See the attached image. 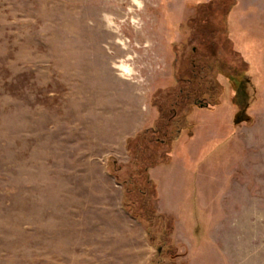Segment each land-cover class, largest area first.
Instances as JSON below:
<instances>
[{
    "label": "rangeland",
    "instance_id": "374dc122",
    "mask_svg": "<svg viewBox=\"0 0 264 264\" xmlns=\"http://www.w3.org/2000/svg\"><path fill=\"white\" fill-rule=\"evenodd\" d=\"M213 41L239 82L216 74L220 103L187 105L161 149L135 141L212 101L177 92ZM160 158L173 260L118 182L140 200ZM180 262L264 264V0H0V264Z\"/></svg>",
    "mask_w": 264,
    "mask_h": 264
},
{
    "label": "trees",
    "instance_id": "16d2710c",
    "mask_svg": "<svg viewBox=\"0 0 264 264\" xmlns=\"http://www.w3.org/2000/svg\"><path fill=\"white\" fill-rule=\"evenodd\" d=\"M231 9L232 7H230V9L226 13L227 14L230 13ZM187 73L189 74V77L188 78L183 77L184 80L183 82H185L186 87L179 89L177 92V96H180L181 99L183 100L187 98V95L183 92L184 90L186 91L189 90L192 93L194 92V90H196L197 92L201 90V92H203L204 94L207 93L208 99H212V101L211 102L206 101L203 104V106H200L198 103H196V101H194L193 104H185L183 107V111H184L183 115L176 120V128L173 131L174 133H158V130L153 129V132L157 131V133H139L134 137L135 141H138V139L147 140L150 137L149 140L153 141L154 144L157 145L156 148L158 150L161 149V147L164 144H167V142L175 139L179 135V131L181 129L180 126L183 125L185 113L186 110L188 109L187 105L195 106V107H209L212 104L217 105L218 103H220V98L223 94V87L217 80L216 74L223 75L222 78H225V81H227V78L231 80L232 78H234L235 82H239L238 77L240 75L242 76L244 72L241 71V73H235V70L232 69L230 65L224 63L222 60H219L217 56V44L216 42L213 41L209 43L205 55H202V57L197 62H194V58L192 59L191 67L189 68ZM236 90L237 89L235 83H232L230 85L231 100L234 99L236 95ZM198 96H200V94H198ZM201 96L204 97L203 95ZM198 101H201V99H198ZM238 110H240L239 107ZM150 130L151 129H149V131ZM155 134H158L157 137H154ZM163 161H164L163 158H160L159 161L151 160L148 162V160L146 159H142L140 161L142 167L139 171L145 177L143 188L137 187L138 193L142 197L140 200L130 199L131 198L130 194L132 190L128 188V186L126 185V181H118V182L123 187V196H122L123 207L130 213L132 217H134L136 220L142 222L145 225L148 239L152 245L154 244V236L151 234L152 227L155 226L157 221L160 222L161 224L165 222V229H164L165 232L159 236V239L161 241L159 246H161L163 250L165 249L164 255L167 256L170 255V258L173 260V258L177 256V252L174 250L175 248L173 250L172 248L170 249L169 247L164 248V244H163L164 238L170 239V234L172 233V226H170V224L167 221H165L166 220L165 217L157 211L155 205L154 207L151 206V204H153L152 202L153 197L155 198L154 193L152 194L151 192L150 195L147 194L149 191V187L152 186V182L147 176V170L149 167L157 164L158 162H163ZM149 198L151 199L149 200ZM161 253L160 251H158V256L162 257L163 253L162 254ZM179 264H183V263L180 262Z\"/></svg>",
    "mask_w": 264,
    "mask_h": 264
},
{
    "label": "bare ground",
    "instance_id": "6f19581e",
    "mask_svg": "<svg viewBox=\"0 0 264 264\" xmlns=\"http://www.w3.org/2000/svg\"><path fill=\"white\" fill-rule=\"evenodd\" d=\"M119 69L123 70V71H127L128 70V68L124 64H120L119 65Z\"/></svg>",
    "mask_w": 264,
    "mask_h": 264
},
{
    "label": "crops",
    "instance_id": "0c3cea01",
    "mask_svg": "<svg viewBox=\"0 0 264 264\" xmlns=\"http://www.w3.org/2000/svg\"><path fill=\"white\" fill-rule=\"evenodd\" d=\"M122 200V199H121ZM138 221V220H137ZM138 222H140V221H138ZM140 223H142V222H140ZM143 224V223H142ZM143 226H144V229H145V232H146V227H145V225L143 224ZM146 234H147V232H146Z\"/></svg>",
    "mask_w": 264,
    "mask_h": 264
},
{
    "label": "water",
    "instance_id": "95a60500",
    "mask_svg": "<svg viewBox=\"0 0 264 264\" xmlns=\"http://www.w3.org/2000/svg\"><path fill=\"white\" fill-rule=\"evenodd\" d=\"M197 103V102H196ZM200 106H203L201 103H200ZM205 106H206V104H205Z\"/></svg>",
    "mask_w": 264,
    "mask_h": 264
}]
</instances>
